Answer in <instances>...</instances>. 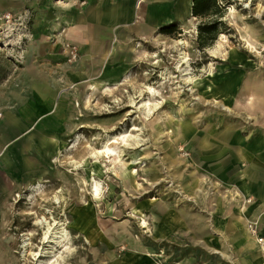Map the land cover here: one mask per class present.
Instances as JSON below:
<instances>
[{
  "label": "rangeland",
  "instance_id": "374dc122",
  "mask_svg": "<svg viewBox=\"0 0 264 264\" xmlns=\"http://www.w3.org/2000/svg\"><path fill=\"white\" fill-rule=\"evenodd\" d=\"M232 1L225 17L231 32L219 35L210 47H198L197 26L187 34L177 31L146 41L123 38L118 44L127 61L117 63L123 69L116 85L99 92L75 87L73 104L63 110L65 141L52 159L51 174L16 183L0 205V264H42L54 254L53 264H106L124 252H140L158 264H238L232 246L242 229L237 217H219L222 205L239 198L230 187L234 175L202 151L214 131L251 120L215 92L224 76L264 69V0ZM55 19L61 16L49 22ZM34 22V9L27 4L0 8V99L9 95L20 70L28 68ZM243 22L260 33L257 42L246 38L253 47L240 39L237 29ZM69 43L78 47L68 40L61 52L67 53ZM234 53L245 61L234 62ZM121 134L127 141L113 145L116 155L93 156ZM76 211L83 216L84 234L71 228ZM42 218L68 229V244H62L67 246L54 254L44 243L46 227L38 225ZM28 239L29 253L23 257ZM260 255L264 259L263 250Z\"/></svg>",
  "mask_w": 264,
  "mask_h": 264
},
{
  "label": "crops",
  "instance_id": "0c3cea01",
  "mask_svg": "<svg viewBox=\"0 0 264 264\" xmlns=\"http://www.w3.org/2000/svg\"><path fill=\"white\" fill-rule=\"evenodd\" d=\"M66 1L0 0V8L26 4L33 7L35 20L28 46V68L20 70L9 95L0 99V205L16 183L25 184L51 174L52 159L65 141L63 110L73 104L75 87L99 92L116 85L123 69L117 63L127 61L124 52L130 51L124 49L123 55V45L118 41H146L163 35L160 28L172 24L177 25L179 33L187 34L202 21L193 16V0H69L62 5ZM59 15L60 20L49 22ZM243 25L237 29L241 41L257 42L260 33L244 22ZM241 30L247 36L241 35ZM68 40L78 45L80 57L76 64L68 63L67 53L61 52ZM132 50H136L134 46ZM232 55L234 62L246 59L238 53ZM260 57L263 66L264 57ZM240 74L225 75L220 89L214 91L218 90L232 110L248 112L244 116L251 120L227 123L220 133L214 131L212 142L205 141L202 151L206 159H220L216 164L226 166L234 175V179L229 177L230 187L239 198L222 205L219 217H237L242 229L232 246L240 257L238 264H264L260 255L263 249L246 229L247 221L255 222L259 236L264 238V69ZM207 93L211 94L208 89ZM224 108L229 109L226 105ZM183 127L190 131L188 125ZM106 264L158 263L140 252H124Z\"/></svg>",
  "mask_w": 264,
  "mask_h": 264
},
{
  "label": "bare ground",
  "instance_id": "6f19581e",
  "mask_svg": "<svg viewBox=\"0 0 264 264\" xmlns=\"http://www.w3.org/2000/svg\"><path fill=\"white\" fill-rule=\"evenodd\" d=\"M233 6H231L230 8H232ZM229 8V10H231ZM231 14L235 17L236 14H237V11L235 9H232V12ZM242 34V32H241ZM223 36V35H222ZM247 44L251 47H253L254 45L249 41V40H246ZM223 46V42L219 41L218 42V46H217V51H221V48ZM215 52V51H214ZM148 90H149V93L153 94V88L152 87H148ZM150 103H146L145 105H149ZM127 136L125 134H121L120 136H114V137H110V139L108 140V142L104 145L103 147V150H100L98 151L97 153H94L93 156H97V155H104L106 157H110V156H113V155H116L117 152H116V148L113 147V145H117L119 144V140H122L124 142L127 141ZM34 189V188H33ZM95 192H94V198H98L99 197V188H98V185L95 183ZM154 200V199H153ZM56 203H59L61 204V201H60V198L56 197ZM76 218L75 219V222L72 224L71 228L72 229H75L80 231L82 234L85 233L84 229L82 227H80V222H81V217L82 214H81V211H76ZM38 225H45L46 227V231L44 232V243L46 244H49L51 245V254L57 252V248H59V246L61 247H66L67 246V242L68 241V238H69V235H68V229L67 227L62 223V222H57L55 221L54 222V225H52L46 218H42L41 220L38 221ZM56 226H59V228H55ZM60 230V231H58ZM251 233V232H250ZM255 239H256V242L259 244L260 241H263V237H260L259 235L256 237V236H253ZM86 240L91 242V240L89 239V237L86 235ZM67 243L65 245H62L64 243ZM29 245H30V241L29 239L28 240H25L24 241V244L22 246L23 248V254L22 256L23 257H26V255H28L29 251H28V248H29ZM259 246L262 248V246L259 244ZM31 247V246H30ZM31 255V254H30ZM56 257V255L54 254L53 256L49 257V259L45 262H43L42 264H53L54 261L53 258ZM41 258V256H40ZM58 264V263H57Z\"/></svg>",
  "mask_w": 264,
  "mask_h": 264
},
{
  "label": "trees",
  "instance_id": "16d2710c",
  "mask_svg": "<svg viewBox=\"0 0 264 264\" xmlns=\"http://www.w3.org/2000/svg\"><path fill=\"white\" fill-rule=\"evenodd\" d=\"M232 0H193V16L202 19L198 25L197 43L200 49L210 47L221 34H229L225 17ZM177 25L172 24L161 27L160 34L173 35L178 31Z\"/></svg>",
  "mask_w": 264,
  "mask_h": 264
},
{
  "label": "built area",
  "instance_id": "2783aa9c",
  "mask_svg": "<svg viewBox=\"0 0 264 264\" xmlns=\"http://www.w3.org/2000/svg\"><path fill=\"white\" fill-rule=\"evenodd\" d=\"M10 15L7 16L8 19H10ZM66 52H67V59L69 62H75L79 58V50L78 47L73 45V44H67L66 45ZM249 231L251 232L250 234L252 236H258V231H257V223H250L249 224ZM263 241H260L259 244L262 246V249L264 251V238H262Z\"/></svg>",
  "mask_w": 264,
  "mask_h": 264
}]
</instances>
